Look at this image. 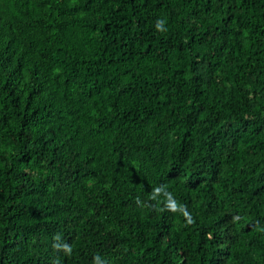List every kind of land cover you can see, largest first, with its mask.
<instances>
[{
  "label": "trees",
  "instance_id": "1",
  "mask_svg": "<svg viewBox=\"0 0 264 264\" xmlns=\"http://www.w3.org/2000/svg\"><path fill=\"white\" fill-rule=\"evenodd\" d=\"M96 255L264 264V0H0V264Z\"/></svg>",
  "mask_w": 264,
  "mask_h": 264
},
{
  "label": "clouds",
  "instance_id": "2",
  "mask_svg": "<svg viewBox=\"0 0 264 264\" xmlns=\"http://www.w3.org/2000/svg\"><path fill=\"white\" fill-rule=\"evenodd\" d=\"M156 30L159 31V32H164L166 31V28L164 26V21L162 20H158L156 22ZM161 193H163V207H161L159 209L160 212H164V211H168V212H171V213H181L184 220H185V226L187 225H191L193 224L195 221H194V218L192 217L191 213L187 210V206L185 205H181V204H178V202L176 201V199L174 198V196L172 195L171 192H168L165 190V187L164 186H158V187H155L152 192L150 193L148 199L150 201H158L157 197L161 195ZM136 204L137 205H141L142 202L140 200L139 197L136 198ZM161 202V201H158V203ZM60 239V236L57 235L55 237V240H59ZM54 248H57V246L54 244L53 245ZM62 251L66 254V255H70L71 252H72V248L70 245L66 244L63 246L62 248ZM92 264H100V256L99 255H96L93 257V261H92ZM104 264H107V261H104Z\"/></svg>",
  "mask_w": 264,
  "mask_h": 264
}]
</instances>
